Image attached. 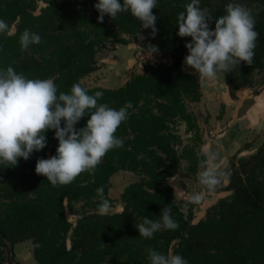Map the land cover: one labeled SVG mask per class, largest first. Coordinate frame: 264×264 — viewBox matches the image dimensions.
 <instances>
[{"label":"trees","instance_id":"1","mask_svg":"<svg viewBox=\"0 0 264 264\" xmlns=\"http://www.w3.org/2000/svg\"><path fill=\"white\" fill-rule=\"evenodd\" d=\"M97 2L0 0V19L9 25V31L0 34V70L11 66L28 79H52L58 94L69 93L79 83L89 95L102 91L98 103L117 110L126 102L133 104L129 118L115 133L123 148L109 151L93 174L82 173L67 186L53 187L35 173L38 158L56 153L53 130L45 134L46 147L27 161L21 158L15 167L0 165V264H20L13 246L27 239L34 242L39 264H150L148 247L180 255L188 264H264V140L253 153L230 162L224 187L229 193L199 220L197 205L189 204L185 211L169 182L181 170L187 150L202 158V151L195 154L190 145L182 151L177 148L182 124L187 133L200 137L188 104L201 100V82L183 64L185 44L191 38L176 34L178 14L186 11L191 0H157L154 37L128 12L119 13L114 21L106 15L98 22ZM229 3L251 11L259 34L252 65L241 62L233 72L223 73L235 100L242 87H250L256 95L264 89V0H200L213 20L226 14ZM25 29L39 34L43 42L21 50L19 37ZM142 31L146 42L171 56L170 63L146 61L142 72L132 71L118 87L83 84V78L99 68L100 48L108 42L130 44ZM88 118H82L76 128L84 127ZM187 158L194 163L190 169H197V160ZM126 169L142 177L124 189L123 209L99 214L97 188L103 187L111 205V177ZM163 207L171 208L179 228L161 230L151 240L140 237L135 225L145 217L159 219ZM69 213L77 216L75 222Z\"/></svg>","mask_w":264,"mask_h":264},{"label":"clouds","instance_id":"2","mask_svg":"<svg viewBox=\"0 0 264 264\" xmlns=\"http://www.w3.org/2000/svg\"><path fill=\"white\" fill-rule=\"evenodd\" d=\"M94 8L100 23L106 15L114 21L119 13L128 12L143 29H151L153 37L158 31L153 13L157 0H98ZM225 12L213 20L209 10L200 6V0H191L186 11L177 17L176 34L191 38L185 44L188 54L183 60L184 70L197 73L202 84L214 80L218 73L233 72L241 62L252 65L255 56L259 34L251 11L239 3H229ZM212 23L214 29L210 27ZM8 31V23L0 19V34ZM42 42L39 34L28 29L19 37L21 50ZM149 50V58L158 53L157 46H150ZM102 97V91L89 95L79 83L73 84L69 93L58 94L52 79H28L11 66L0 70V165L15 167L19 159L27 161L46 147L45 134L53 130L58 140L56 153L47 159L38 158L35 173L46 177L53 187L67 186L85 172L93 174L109 151L123 148V141L115 133L129 118V109H133L130 101L118 110L98 103ZM84 117H89L86 125L77 129ZM201 156L198 182L206 192H215L225 176L221 153L205 148ZM96 192L100 198L97 211L107 214L111 205L104 197L103 187ZM202 199V194L195 193L188 203L199 205ZM135 227L140 237L151 240L161 230H177L179 224L173 219L171 208L163 207L159 219L145 217ZM146 252L150 264H188L180 255H165L152 247Z\"/></svg>","mask_w":264,"mask_h":264},{"label":"rangeland","instance_id":"3","mask_svg":"<svg viewBox=\"0 0 264 264\" xmlns=\"http://www.w3.org/2000/svg\"><path fill=\"white\" fill-rule=\"evenodd\" d=\"M40 5H44V3L40 2ZM150 46L155 45L145 41V33L143 31L127 45L108 42L105 47L100 48L97 52L96 57L99 68L84 77L82 80L83 84L87 87H118L121 86V84L123 85L125 81L129 79L132 71L137 73L143 71V64L146 61H159L165 59L164 57H166L165 55L168 53L161 52L159 49L158 53H154L152 57L149 58L148 53L150 51ZM187 54L188 53H186V55ZM188 71L192 70L188 69ZM201 91V100L188 104L189 110L198 123L200 137L196 133H187L185 124L180 125L178 127L180 143L177 145L179 151H182L184 148L188 149L187 147L190 145L192 148H195L196 154L197 150L203 152L204 149L209 148L210 145H220L222 141L221 134L227 131L230 124L234 125V123L237 124L230 129H232V132H235V136L236 130L240 129V125L242 129H246L245 131H247L248 137L245 138L247 139L245 144L246 148L260 146L264 140V118H261L263 115H259L261 123L253 124V127L248 118L241 119L242 115H246V112L254 106L256 94H254L250 87H242L238 91V98L234 100L229 94V88L225 82L224 74L218 73L214 80L204 84L201 83ZM261 92L259 94H261ZM248 129L250 132H248ZM187 151L186 154L188 155L185 154L186 156L182 160L181 170L176 176L171 177L169 182L173 187L177 202L185 211H187L189 206L188 198L195 193L202 194V202L196 207V220H199L205 216L209 206L217 202L221 195L227 194V191L224 189V179L228 173L227 169L229 164L226 162V164L221 166L225 171V176L222 178L216 191L208 193L199 184L197 179L199 161L202 158L200 155H193L189 150ZM187 156H192L194 162L197 160V169H190V165L194 163L189 158L186 159ZM141 177L142 174L127 169L120 170L111 177L109 195L112 198V203L109 212H118L123 209L121 195L124 189L130 183ZM69 218L75 222L77 216L69 213ZM6 252L9 256V248H6ZM13 254L20 264H39L34 256V242L31 239L16 243L13 246Z\"/></svg>","mask_w":264,"mask_h":264},{"label":"crops","instance_id":"4","mask_svg":"<svg viewBox=\"0 0 264 264\" xmlns=\"http://www.w3.org/2000/svg\"><path fill=\"white\" fill-rule=\"evenodd\" d=\"M246 113H247L246 115H242L241 119L248 118V120H250L251 122L252 127L254 126L253 124L261 123L259 115H263V117L261 118L262 119L264 118V90L261 92V94L256 95V97L254 98V106H252L251 109ZM236 124L237 123H234V125L230 124L229 125L230 127L227 128V131H224V133L221 134L222 141L220 145H216V146L210 145L209 146V148H211L212 150L219 151L221 153V156H222L221 166L226 164V162L230 164L231 161H237L240 157L247 156L253 153L258 148V146L251 147V148L245 147V144L247 142V139L245 138L248 137V134L246 133L247 131H245L246 129H242L240 125V129L236 130V136H235L234 135L235 132H232V129L230 128H233ZM248 132H250L249 129H248ZM229 175L230 174L228 172L224 179L225 186L228 184ZM228 193L229 191H227V194ZM226 195H221L220 197H223Z\"/></svg>","mask_w":264,"mask_h":264},{"label":"built area","instance_id":"5","mask_svg":"<svg viewBox=\"0 0 264 264\" xmlns=\"http://www.w3.org/2000/svg\"><path fill=\"white\" fill-rule=\"evenodd\" d=\"M167 55H165L166 56V57H164L165 59H162V60H159V61H153V60H149V61H151V62H166V63H170L172 61L171 56L169 54H167Z\"/></svg>","mask_w":264,"mask_h":264}]
</instances>
